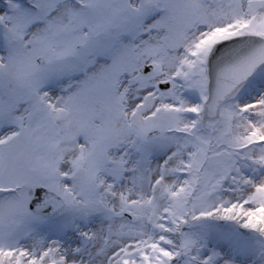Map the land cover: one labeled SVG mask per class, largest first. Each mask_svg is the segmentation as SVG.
<instances>
[{
  "label": "snow or ice",
  "instance_id": "snow-or-ice-1",
  "mask_svg": "<svg viewBox=\"0 0 264 264\" xmlns=\"http://www.w3.org/2000/svg\"><path fill=\"white\" fill-rule=\"evenodd\" d=\"M0 264H264V0H0Z\"/></svg>",
  "mask_w": 264,
  "mask_h": 264
}]
</instances>
